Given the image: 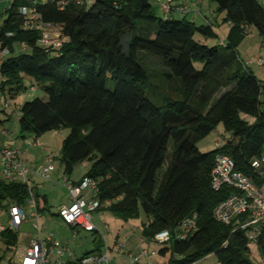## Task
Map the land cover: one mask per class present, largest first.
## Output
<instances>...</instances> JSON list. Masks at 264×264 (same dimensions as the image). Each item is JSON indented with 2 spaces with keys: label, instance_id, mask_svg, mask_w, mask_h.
<instances>
[{
  "label": "trees",
  "instance_id": "16d2710c",
  "mask_svg": "<svg viewBox=\"0 0 264 264\" xmlns=\"http://www.w3.org/2000/svg\"><path fill=\"white\" fill-rule=\"evenodd\" d=\"M210 1L231 23L225 41L211 46L194 37L215 36L209 23L160 17L152 0H11L0 24V52L7 50L0 57V94L14 98L26 89V77L29 87L43 89L46 99L21 104V137L67 129L59 155L63 172L69 176L85 162L75 183L95 181L97 209L124 221L143 212L145 238L168 230L158 251H170L167 264H192L210 254L218 264H257L240 227L246 216L229 224L213 218V208L235 189L214 191L210 174L215 155L224 153L264 185L250 167L264 155V81L237 50L245 26L264 43V0ZM22 6L34 8L35 17L22 14ZM40 23L58 26L64 37L59 46L41 44ZM140 53L159 58L160 69H149ZM218 123L232 139L201 152L197 142ZM31 189L40 214L46 195ZM8 198L24 206L28 186L0 179V203ZM188 218L194 222L182 238ZM92 233L93 248L81 256L102 251L99 234ZM0 239L6 249L15 248L18 234L5 230ZM255 243L264 259V227ZM10 260L6 264H14Z\"/></svg>",
  "mask_w": 264,
  "mask_h": 264
},
{
  "label": "built area",
  "instance_id": "2783aa9c",
  "mask_svg": "<svg viewBox=\"0 0 264 264\" xmlns=\"http://www.w3.org/2000/svg\"><path fill=\"white\" fill-rule=\"evenodd\" d=\"M42 0H32V2ZM45 1V0H43ZM42 1V2H43ZM77 2L81 0H76ZM89 2L90 0H84ZM158 4L159 9L163 14L173 13H189L194 11L202 0H187L184 3H175L174 0H152ZM65 1L62 2L64 4ZM22 14L29 16L31 19L35 17V9L22 6L20 8ZM231 25V23H228ZM41 33L40 42L45 46L57 47L64 40L58 26L51 24L40 23ZM252 27L245 26V32L252 34ZM222 43V42H221ZM2 55L7 53L4 49L0 52ZM256 63L259 68H264V59L257 55L244 61V64ZM2 80V78H1ZM30 91H34L35 87L30 86ZM264 93V88H262ZM0 108L12 109V105L5 100H2L0 94ZM56 135V131L52 132ZM25 146L37 145L38 140L25 139ZM23 150L14 147L11 144L5 143L0 146V172L3 180L9 182H21L28 186L29 209L26 210L23 205L17 204L12 199L6 200L8 212V224H0V233L5 230H10L19 233L23 224H30L35 233H27V242L21 245L23 250L19 252L21 247L19 244L15 247V257L11 259L14 264H112L108 254V245L105 236L100 232L99 228L93 222L92 212L97 210L100 203L94 196L96 192V183L89 177H84L79 183L69 181L67 177L62 178V184L66 187L69 197V203L58 207L57 216L61 221L73 230L75 236L79 229L87 232H97L103 239L104 250L99 254L88 256H76L66 245L54 236L52 232L46 234L43 238L41 231V216L35 208L33 192L30 185L29 175L34 174L42 179H50L55 168V155L47 151L42 164H26L22 159ZM85 166V162L81 163ZM252 171L261 179H264V155L253 158L250 163ZM210 186L214 191L220 190L223 186H231L235 192L231 193L224 200L219 202L212 211L213 218L224 224H229L233 220L246 216L245 221L240 224V227L247 230V237L252 242H255L257 235L262 227H264V185L257 184L253 179L243 174L235 168L233 159L224 153H217L214 157L213 166L210 174ZM87 191V192H86ZM91 194L87 199L86 196ZM109 201L104 202V206L109 205ZM192 218L183 221L180 229L182 230L180 237L184 238L187 232L193 225ZM104 227L108 224L105 220L102 221ZM136 230V227H132ZM170 232L161 230L156 232L152 237H141V241L158 242L166 244L169 240ZM122 245L115 243L113 248L121 251ZM155 254L154 251L149 252L147 249H142L139 253H128V264H143V258H149ZM119 264V263H116ZM152 264V263H148ZM158 264V263H154ZM192 264H195L192 263Z\"/></svg>",
  "mask_w": 264,
  "mask_h": 264
},
{
  "label": "rangeland",
  "instance_id": "374dc122",
  "mask_svg": "<svg viewBox=\"0 0 264 264\" xmlns=\"http://www.w3.org/2000/svg\"><path fill=\"white\" fill-rule=\"evenodd\" d=\"M5 1V3H3ZM7 0H0V11L2 7L8 6L9 2ZM156 13L163 18L173 17V18H183L191 19L192 15L189 13H173L172 14H163L159 9L157 3L152 2ZM210 9L204 12L210 21V25L215 33V36L207 38L206 44L217 45L220 44L222 40L225 41V33L230 26L228 22L224 20V11H219L217 9V4L210 1ZM198 6V5H197ZM197 9V7H196ZM195 9V10H196ZM194 10V11H195ZM2 19V18H1ZM0 20V24H1ZM195 24H204L202 20H195ZM228 34V32H227ZM226 34V36H227ZM196 39L200 38V35L196 33L194 36ZM262 39L258 32L253 29L252 34H247L244 39L241 41L239 46L237 47L239 58L242 61L246 59L252 58L260 54L262 59H264V46L261 45ZM261 47V48H260ZM141 58L143 59V63L149 67V69H160V60L159 58L152 55H145L140 53ZM248 57V58H247ZM197 68L201 67L200 63H195ZM248 67L251 68L252 72L258 76L260 74H264V68L257 69V65L255 63L247 64ZM264 79V76H262ZM29 77L24 79V84L26 89L16 95L14 98H11L9 95L2 96V100L7 101L12 106L16 105L18 102H22L24 100H29L34 97H40L42 99H46V94L40 86H35L36 91L29 90ZM158 84V82H155ZM106 87L108 89H112V81L110 78L107 79ZM159 88V89H158ZM157 90H162L160 86ZM154 91V89H153ZM28 95V96H26ZM219 93L216 95L218 96ZM9 112V110H6ZM3 111H0L2 114ZM4 114V113H3ZM247 117V116H245ZM67 129H61L56 131V135L52 137V132L47 131L42 136L43 138H47L51 140V145L49 146V151L52 152L55 156V171L51 174L50 179H42L38 176L29 175L31 177V181L35 180L36 185H33L34 192L39 188L40 195H46L47 202L45 205V209L41 214V231L40 234L44 238L47 233L52 232L56 238H58L63 245L69 247V249L76 255L81 256L85 252L90 251L93 248V239L95 236L92 232H87L82 229H79L77 234L73 235V230L66 224H64L61 219L56 216L58 205L64 202L67 199V190L65 186L61 183L62 178L65 176L72 180L80 179L86 171V167L82 164H76L73 168L72 173L68 176L63 173V167L59 161L60 149L62 145V141L64 137L67 135ZM233 134L229 131H226L223 128L222 123H218L212 131L204 138L200 139L197 142V147L201 152H207L215 149L219 144L225 143L226 141L232 139ZM48 147V146H47ZM32 147L29 148V152H31ZM165 168V166H164ZM32 183V182H31ZM87 192V191H86ZM90 196H86L88 199ZM28 201V200H27ZM25 209H29V205L26 202L24 205ZM93 222L99 228L100 232L105 236L106 242L108 245V254L110 257V261L112 264H128L129 260L127 258L128 253L137 254L142 249H147L149 252L154 251L155 254L151 255L150 258L153 260H157L158 264H167V261L170 257V251H168L165 255H161L158 251L160 248L164 246V244L158 242H148L141 241V230H142V220L145 218L143 212L140 213V216L133 219H128L124 221L119 219L118 217L112 215L109 211L103 208H99L92 212ZM105 220L108 224V227L105 228L102 221ZM0 224L7 225L8 224V212L7 205L5 202L0 203ZM136 227V230H133L132 227ZM27 233H35L30 224H23L21 230L18 234V243L20 246L25 245L27 242ZM102 250H104V242L100 237ZM115 243H119L122 245L121 251L118 252L117 249L113 248ZM167 244V243H166ZM19 248V252L23 250V247ZM250 258L254 263L264 264V259H262V255L258 249V246L255 242L250 243ZM15 257V248L6 249L4 244L0 239V264H6L10 258ZM195 264H218L216 257L213 254H210L201 260L195 262Z\"/></svg>",
  "mask_w": 264,
  "mask_h": 264
},
{
  "label": "crops",
  "instance_id": "0c3cea01",
  "mask_svg": "<svg viewBox=\"0 0 264 264\" xmlns=\"http://www.w3.org/2000/svg\"><path fill=\"white\" fill-rule=\"evenodd\" d=\"M186 1L187 0H174L175 3H184ZM6 2L11 3V0H7ZM3 3H5V1ZM9 5L10 4H8V6ZM8 6L2 7V9L0 11V20H3L4 15H5V10H6V8ZM210 7H211L210 0H202V2L198 4L197 9L195 11L189 12V14L192 15V18L189 19V20L195 22V20L200 19V20L203 21L204 24H206V23L211 24L210 21H209V19H208V17L204 13L207 10H209ZM172 15H174V14H172ZM227 32H228V30L225 33V36H224L225 38H226ZM200 40L202 42H205V43L207 42V39L206 38H203V37H200ZM222 41H224V40H222ZM261 45L264 46V43H261ZM258 55H260V54H258ZM0 57H1V53H0ZM256 67H257V69H260L258 66H256ZM262 76H264V74H260L257 77L260 80L264 81V79H262ZM0 81H1V76H0ZM29 81L31 82V79H29ZM31 84H32V82L29 85H31ZM34 91H36V87H35V90ZM26 96H28V95H26ZM22 103H23V101L16 103V105L12 106L13 107L12 109H8L9 112L6 111L7 109L0 108V111H3V113H4V114L3 113L0 114V146L3 145V144H5V143H8V144H11L14 147L21 148L23 150V153L21 154V157H22V159L25 160V163L26 164H29V165L30 164L39 165V164H42L43 163L45 153L47 151H49L48 148L51 145V140L50 139H47V138H43L44 137V136H42L43 134L41 136L37 137V138H35L33 135L27 136L25 138H22L21 137L20 132H19L18 118H19V114H20L19 113V109H20ZM54 136L55 135H52V137H54ZM27 138L28 139H31V140L37 139L39 144L25 146L24 141ZM30 147H32L31 150H30L31 152H29V148ZM55 159H56V156H55ZM54 171H55V168H54ZM32 175H34V174H32ZM30 176H31V174H30ZM0 179H2L1 172H0ZM29 180H30V185L32 187H33V185H36L35 180H32L31 181V177H29ZM78 181H79V179L78 180H72V182H74V183L75 182H78ZM38 189L39 188L37 187V192L39 193V190ZM88 196H91V194H88ZM68 203H69V197H68V192H67V199L64 202L60 203L58 205V207L61 206V205H63V204H68ZM57 210H58V208H57ZM55 215L57 216V214H55ZM40 216H41V214H40ZM41 220H42V218H41ZM142 263L143 264H148V263L154 264V263H157V260H153L150 257L149 258H146V259L143 258L142 259Z\"/></svg>",
  "mask_w": 264,
  "mask_h": 264
}]
</instances>
